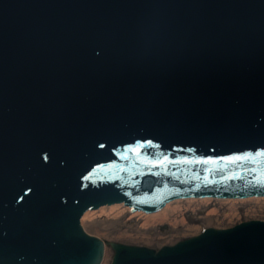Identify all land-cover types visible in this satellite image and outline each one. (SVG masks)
<instances>
[{
    "label": "water",
    "instance_id": "obj_1",
    "mask_svg": "<svg viewBox=\"0 0 264 264\" xmlns=\"http://www.w3.org/2000/svg\"><path fill=\"white\" fill-rule=\"evenodd\" d=\"M261 153L264 0H0V264H264V221L158 250L80 224L263 198Z\"/></svg>",
    "mask_w": 264,
    "mask_h": 264
},
{
    "label": "rangeland",
    "instance_id": "obj_2",
    "mask_svg": "<svg viewBox=\"0 0 264 264\" xmlns=\"http://www.w3.org/2000/svg\"><path fill=\"white\" fill-rule=\"evenodd\" d=\"M249 199L264 200V198L242 200L207 199L211 202L209 206L184 204L182 214H178L176 218L149 221L147 225L154 228L152 232H146L143 230L144 228L142 229L145 222L143 219L139 217L129 219L133 214H130L129 210H122L124 207H121L122 211L117 217H114L115 215L100 216L94 218L91 222L84 221L83 224L81 222L80 224L88 234L105 242H116L158 250L162 246H172L181 240L198 236L206 228L227 229L246 221H264V209H262L264 206L260 203L235 205L221 203L222 201H246ZM178 201L184 202L185 200ZM210 209H215L216 215L206 216ZM177 225L179 227L175 228ZM112 256L113 251L106 246L102 264H110Z\"/></svg>",
    "mask_w": 264,
    "mask_h": 264
},
{
    "label": "bare ground",
    "instance_id": "obj_3",
    "mask_svg": "<svg viewBox=\"0 0 264 264\" xmlns=\"http://www.w3.org/2000/svg\"><path fill=\"white\" fill-rule=\"evenodd\" d=\"M207 199L208 198H205V199L200 200V201H197L196 199H186L184 202L175 200L174 201L175 203L171 202V203L166 204V206L163 209H161V211H159L158 213H154V214H150V215H147V214L143 215V213H141V212H139V213L135 212V213H133V215L130 216L129 219L134 218V217H139V218L143 219L145 222L142 225L143 226L142 229L144 228L143 230H145L146 232H152L154 228L147 225V223L149 221H153L155 219H162V218H165V219L167 218V220L176 218L178 214H180V215L182 214V212H183L182 207L184 206V204H188V205L201 204V205L209 206L211 204V202H210V200H207ZM227 200H230V199H227ZM221 203L222 204H231V205L260 203L264 206V200H252V199H249L246 201H222ZM121 207L123 208L124 206L122 204H114V205H110V206H102L97 210L87 211L82 216V219L80 222H81V224H83L84 221L91 222L94 218H98L100 216H106V215H115L114 217H117V215H119L122 210L128 211V208L124 207L122 209ZM262 209H264V207H262ZM214 215H216L215 209H210L206 214V216H209V217H212ZM238 224H240V223H238ZM178 227H179L178 225L175 226V228H178ZM219 230H221V229H219Z\"/></svg>",
    "mask_w": 264,
    "mask_h": 264
},
{
    "label": "snow or ice",
    "instance_id": "obj_4",
    "mask_svg": "<svg viewBox=\"0 0 264 264\" xmlns=\"http://www.w3.org/2000/svg\"><path fill=\"white\" fill-rule=\"evenodd\" d=\"M262 156H264V153H261Z\"/></svg>",
    "mask_w": 264,
    "mask_h": 264
}]
</instances>
